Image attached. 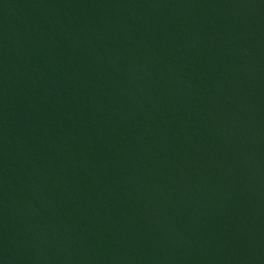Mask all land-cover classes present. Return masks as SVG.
Wrapping results in <instances>:
<instances>
[{
    "label": "water",
    "instance_id": "water-1",
    "mask_svg": "<svg viewBox=\"0 0 264 264\" xmlns=\"http://www.w3.org/2000/svg\"><path fill=\"white\" fill-rule=\"evenodd\" d=\"M0 264H264V0H0Z\"/></svg>",
    "mask_w": 264,
    "mask_h": 264
}]
</instances>
